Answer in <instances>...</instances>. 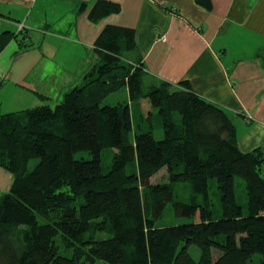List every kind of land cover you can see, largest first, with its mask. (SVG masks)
Wrapping results in <instances>:
<instances>
[{
	"label": "trees",
	"instance_id": "obj_1",
	"mask_svg": "<svg viewBox=\"0 0 264 264\" xmlns=\"http://www.w3.org/2000/svg\"><path fill=\"white\" fill-rule=\"evenodd\" d=\"M195 1L212 10V0ZM120 10L98 0L89 18ZM13 39L30 46L4 32L0 53ZM136 47L134 29L109 25L95 42L99 60L58 103L39 94L42 105L0 114V167L13 175L0 196V264H264V147L243 152L232 116L190 82L146 87L143 60L127 56ZM124 87L130 102L103 104ZM135 107L148 109L138 122ZM104 149L116 152L108 171ZM83 151L92 158H76ZM163 169L167 181L154 183ZM180 183L190 186L188 200L175 199ZM172 201L191 221L158 226Z\"/></svg>",
	"mask_w": 264,
	"mask_h": 264
},
{
	"label": "crops",
	"instance_id": "obj_2",
	"mask_svg": "<svg viewBox=\"0 0 264 264\" xmlns=\"http://www.w3.org/2000/svg\"><path fill=\"white\" fill-rule=\"evenodd\" d=\"M97 1L0 0V35L12 32L30 44L13 39L0 53V89L10 81L28 92L33 107L43 104L39 94L56 104L99 60L94 46L103 30L131 28L146 87L190 82L232 116L243 152L264 147V0H212V10L195 0H106L120 12L93 22ZM18 23L26 26L22 33ZM12 183L0 167V195Z\"/></svg>",
	"mask_w": 264,
	"mask_h": 264
},
{
	"label": "rangeland",
	"instance_id": "obj_3",
	"mask_svg": "<svg viewBox=\"0 0 264 264\" xmlns=\"http://www.w3.org/2000/svg\"><path fill=\"white\" fill-rule=\"evenodd\" d=\"M22 32L23 30L19 31V33H22ZM161 37H165V36H161ZM161 37H160V40H161ZM127 56L128 58L133 59V52ZM1 82L2 80H0V83ZM28 95H29L28 92L23 91L21 89L15 90V87L12 85V83L10 81H7L6 86L0 89V114H8V113L20 111L21 109L25 110L28 108H32L34 105L30 103L32 99H30ZM121 102H130L129 92L126 89V87L110 94L104 100L103 104L117 105ZM141 111L142 113H145V111L147 112L148 109L144 110V108H142V110H138L136 107L135 109H133V112H134L133 115L137 118L136 122L140 120ZM176 117L177 119H179L178 114L176 115ZM153 124L155 126V129H154L155 137L158 140H161L164 137V131H163V128L161 127L160 120L159 119L154 120ZM115 153L116 152L113 149H104L102 162H103L105 171H108V169L110 168ZM76 158L91 159L92 155L87 151H83V152L77 153ZM131 164L128 165V171L134 172L135 166ZM167 177H168L167 170L163 169L157 175L153 177L152 181L154 183L165 182L167 181ZM216 185H217L216 180L212 179L210 182V194H211V202L213 205V210H215L214 211L215 216H217L216 214H220V210H221V198H220ZM237 186H238L237 193L239 194V198L241 201H244L245 181L241 178H237ZM190 192L191 191H190L189 184L180 183L176 187L175 199L176 200H188ZM190 221H191L190 218L182 217L175 213V209H174V205L172 201V202H169V204L165 208L164 214L158 222V226L179 225V224L187 223ZM190 252L196 259L200 257V250L198 247L192 246L190 249ZM96 264H106V263L97 262Z\"/></svg>",
	"mask_w": 264,
	"mask_h": 264
},
{
	"label": "built area",
	"instance_id": "obj_4",
	"mask_svg": "<svg viewBox=\"0 0 264 264\" xmlns=\"http://www.w3.org/2000/svg\"><path fill=\"white\" fill-rule=\"evenodd\" d=\"M25 24L24 23H18V30L19 31H22V30H24L25 29ZM161 40H163V41H165L166 40V38L165 37H161Z\"/></svg>",
	"mask_w": 264,
	"mask_h": 264
}]
</instances>
